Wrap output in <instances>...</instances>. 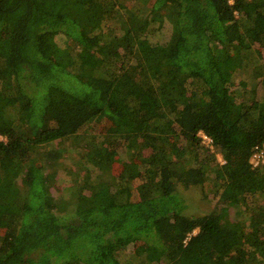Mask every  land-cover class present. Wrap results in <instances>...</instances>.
Wrapping results in <instances>:
<instances>
[{
    "label": "trees",
    "instance_id": "obj_1",
    "mask_svg": "<svg viewBox=\"0 0 264 264\" xmlns=\"http://www.w3.org/2000/svg\"><path fill=\"white\" fill-rule=\"evenodd\" d=\"M125 1L0 0V264H264V0Z\"/></svg>",
    "mask_w": 264,
    "mask_h": 264
},
{
    "label": "rangeland",
    "instance_id": "obj_2",
    "mask_svg": "<svg viewBox=\"0 0 264 264\" xmlns=\"http://www.w3.org/2000/svg\"><path fill=\"white\" fill-rule=\"evenodd\" d=\"M125 1V0H123ZM126 3L131 2L130 0H126ZM115 22L113 21H108V27L114 25ZM62 44L64 42V40L62 39H58ZM235 82V81H234ZM238 82V81H237ZM88 127H84L82 129L81 132V147H85L86 143L88 142V139L85 140L86 138V133L88 134L89 132ZM100 127H97L94 129V132L97 133L99 131ZM75 144V143H74ZM66 148V145H64ZM67 148H68V153L67 156L65 157L64 161L60 162L58 164L57 168H60L58 171V174L56 176V179H54L53 182V194L56 200H62L64 202H66V199H69V197L71 196V192L69 190V187L77 182V181H82L84 179V172L85 170H89L90 175H92V177H96V175L98 174V169H96L94 166L87 164V167L89 168H85V170H82L79 177H76L75 175H71L68 172V169H72V166H76L78 167V169L80 170V163L81 161L84 159L83 157V152L81 149V153L78 154V151L76 150L77 147L72 145V144H68L67 143ZM77 155H81V160L76 158ZM222 158V156L219 154L218 155V159L220 160ZM51 162L53 161H49V164H52ZM82 166V164H81ZM87 176V175H86ZM60 179H66V181L63 183L61 182ZM179 192L181 193L184 202L186 203V208L184 209V212L186 214H195V215H203L206 213H209L210 211H212L214 209V207L216 205H218V196H214V192H210L209 195H205L204 190L201 186H191L190 188H184L182 186L179 187ZM64 198V199H63ZM73 207L70 205V210H72ZM230 214L232 217L235 216L236 214V210L235 209H231ZM58 213L59 210H58ZM63 213V212H62Z\"/></svg>",
    "mask_w": 264,
    "mask_h": 264
},
{
    "label": "built area",
    "instance_id": "obj_3",
    "mask_svg": "<svg viewBox=\"0 0 264 264\" xmlns=\"http://www.w3.org/2000/svg\"><path fill=\"white\" fill-rule=\"evenodd\" d=\"M199 136L201 137L202 142L206 146L213 148L211 137H209L203 131L199 132ZM0 139L5 140V138H3L1 135H0ZM220 161L223 163L224 162L223 158H221ZM251 163H252L253 167H259V166L264 164V146L261 148L257 147V151L254 153V155L251 158Z\"/></svg>",
    "mask_w": 264,
    "mask_h": 264
}]
</instances>
